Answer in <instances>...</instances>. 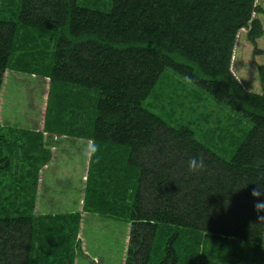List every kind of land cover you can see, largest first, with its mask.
I'll use <instances>...</instances> for the list:
<instances>
[{
  "label": "trees",
  "instance_id": "16d2710c",
  "mask_svg": "<svg viewBox=\"0 0 264 264\" xmlns=\"http://www.w3.org/2000/svg\"><path fill=\"white\" fill-rule=\"evenodd\" d=\"M261 13L257 0H21L16 19H0V102L8 70L38 75L50 80L54 118L41 132L0 123V264H75L81 248L80 213H37L45 134L90 143L84 211L101 214L99 199L131 210L124 264H211L236 246L262 256L264 195L251 193L264 192V94L232 71L242 29L264 53ZM171 74L251 124L227 143H240L232 157L147 107L157 89L156 101L191 95L161 91Z\"/></svg>",
  "mask_w": 264,
  "mask_h": 264
},
{
  "label": "rangeland",
  "instance_id": "374dc122",
  "mask_svg": "<svg viewBox=\"0 0 264 264\" xmlns=\"http://www.w3.org/2000/svg\"><path fill=\"white\" fill-rule=\"evenodd\" d=\"M257 3L264 9V0H257ZM7 4L1 6L0 19H16L21 0H8ZM11 14L15 16L11 17ZM259 18L264 26V14L261 13ZM247 33L246 29L239 32L232 71L248 91L264 94V79L259 68L264 65V53L255 54V46L247 39ZM256 45L264 52V35L257 40ZM168 77L171 78L162 84L161 91L175 87L187 89L191 95L183 92L181 103L176 104L165 99L156 101L159 94L157 89L148 99L147 107L166 121L173 122V125L182 122L191 124L202 143L227 159L232 157L233 151L235 152L251 124L233 113L225 104L188 84L186 80L173 74ZM50 86L48 78L8 70L4 77L0 102V123L3 130L7 133L9 129L43 131L46 122L54 120L48 114L52 107ZM80 104L85 108L89 101L83 97ZM160 108H163V115ZM44 136L45 142L51 145L52 158L40 172L37 213L82 215L79 235L81 248L75 264H124L129 244L131 210L116 207L117 211L111 213L106 205L101 204L102 199H99L97 204L101 214L84 211L91 156L90 143L72 137ZM237 139L240 143L236 149L229 151L227 143ZM90 201L93 199L88 200V207ZM255 248L262 249V256L258 249L247 251L236 246L220 252L219 256L210 261L211 264H264V236L262 244ZM207 261L206 258L202 262Z\"/></svg>",
  "mask_w": 264,
  "mask_h": 264
},
{
  "label": "clouds",
  "instance_id": "9594fccd",
  "mask_svg": "<svg viewBox=\"0 0 264 264\" xmlns=\"http://www.w3.org/2000/svg\"><path fill=\"white\" fill-rule=\"evenodd\" d=\"M195 162V158H193L192 160L189 161V171H195L196 169L192 167L193 163ZM199 165L202 167L203 166V161H199ZM260 189V188H259ZM253 197H259L261 195H264V192H262L261 190L257 191V190H253V192L251 193ZM255 207L257 210H264V201H258L255 204Z\"/></svg>",
  "mask_w": 264,
  "mask_h": 264
}]
</instances>
